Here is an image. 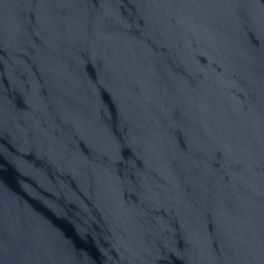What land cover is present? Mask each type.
<instances>
[{"label":"water","instance_id":"95a60500","mask_svg":"<svg viewBox=\"0 0 264 264\" xmlns=\"http://www.w3.org/2000/svg\"><path fill=\"white\" fill-rule=\"evenodd\" d=\"M0 264H264V0H0Z\"/></svg>","mask_w":264,"mask_h":264}]
</instances>
